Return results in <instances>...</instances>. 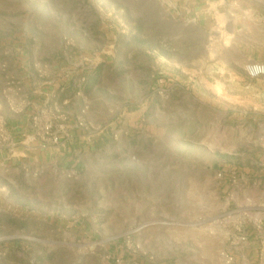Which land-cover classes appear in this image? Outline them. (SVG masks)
Segmentation results:
<instances>
[{
    "label": "rangeland",
    "instance_id": "1",
    "mask_svg": "<svg viewBox=\"0 0 264 264\" xmlns=\"http://www.w3.org/2000/svg\"><path fill=\"white\" fill-rule=\"evenodd\" d=\"M227 41L179 0H0V149L67 150L39 210L0 188V264L260 263L263 124L219 83Z\"/></svg>",
    "mask_w": 264,
    "mask_h": 264
},
{
    "label": "crops",
    "instance_id": "2",
    "mask_svg": "<svg viewBox=\"0 0 264 264\" xmlns=\"http://www.w3.org/2000/svg\"><path fill=\"white\" fill-rule=\"evenodd\" d=\"M182 1V9L184 14L192 15L200 22L211 26V28H219L223 35L227 38V42L221 49L224 59L231 64L226 69L224 77H220L219 83L224 88L231 91V96L236 100L248 101L250 106L255 107V113L249 115V119H254L257 124L258 135L264 138V74L250 76L246 69L247 62L255 61L264 63V0H179ZM238 57V59H236ZM231 59V60H230ZM223 80V81H221ZM217 79L210 82L209 87L213 89L217 87ZM3 121V117L1 116ZM22 139L19 142H12V149H0V178H6V182L0 183V188L6 189V194L10 192L13 186L22 196L31 195L36 200L34 206L27 209L39 210L41 202V182L37 177L42 164V157L48 158L50 153H66L67 150H24L25 143L37 146L39 138L35 134L34 129L21 128ZM14 139L12 135L4 137L9 140ZM16 137V136H15ZM260 138H258L260 140ZM258 140V141H259ZM264 145V142H262ZM29 145V144H28ZM246 178L256 177V184H261L264 177V164L258 170H252L253 176L249 174L250 169H246ZM16 172L17 174H15ZM257 177H260L257 180ZM248 181V180H247ZM245 181V185H247ZM240 190V189H239ZM246 189H241V194L245 195ZM231 195L237 192L233 189ZM11 200L12 199H7ZM19 206V205H18ZM21 209L23 206L21 205ZM257 211L253 214L258 222L264 221V210L261 206L255 207ZM257 231L252 230L256 238L255 241L247 243L245 251L257 256L260 251V263L264 264V235L257 237ZM249 232L248 235L251 236ZM251 238V237H250ZM245 242V241H244ZM249 254V255H250Z\"/></svg>",
    "mask_w": 264,
    "mask_h": 264
},
{
    "label": "built area",
    "instance_id": "3",
    "mask_svg": "<svg viewBox=\"0 0 264 264\" xmlns=\"http://www.w3.org/2000/svg\"><path fill=\"white\" fill-rule=\"evenodd\" d=\"M245 69L250 76L261 75V74H264V63L253 61V62H250L249 64H247ZM233 172H235V171H233ZM219 176L224 177V174L222 172H219Z\"/></svg>",
    "mask_w": 264,
    "mask_h": 264
}]
</instances>
